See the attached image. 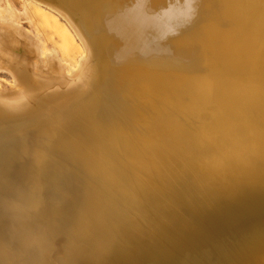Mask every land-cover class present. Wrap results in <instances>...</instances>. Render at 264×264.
I'll return each mask as SVG.
<instances>
[{"label": "bare ground", "instance_id": "1", "mask_svg": "<svg viewBox=\"0 0 264 264\" xmlns=\"http://www.w3.org/2000/svg\"><path fill=\"white\" fill-rule=\"evenodd\" d=\"M32 1L82 52L0 19V264H264V0Z\"/></svg>", "mask_w": 264, "mask_h": 264}, {"label": "rangeland", "instance_id": "2", "mask_svg": "<svg viewBox=\"0 0 264 264\" xmlns=\"http://www.w3.org/2000/svg\"><path fill=\"white\" fill-rule=\"evenodd\" d=\"M0 19L17 22L38 40L42 50L56 51L66 64L74 65L82 52L78 39L65 21L32 0H0ZM10 81L9 75L0 71V82Z\"/></svg>", "mask_w": 264, "mask_h": 264}]
</instances>
